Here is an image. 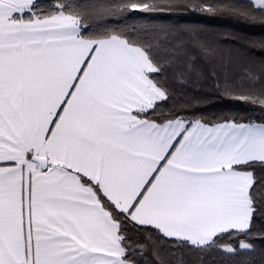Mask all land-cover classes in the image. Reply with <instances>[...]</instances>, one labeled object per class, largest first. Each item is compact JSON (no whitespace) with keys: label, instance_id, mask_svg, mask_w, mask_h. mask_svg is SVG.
I'll return each mask as SVG.
<instances>
[{"label":"snow or ice","instance_id":"6c2138e0","mask_svg":"<svg viewBox=\"0 0 264 264\" xmlns=\"http://www.w3.org/2000/svg\"><path fill=\"white\" fill-rule=\"evenodd\" d=\"M189 13L264 26V0H0V264H264V57Z\"/></svg>","mask_w":264,"mask_h":264},{"label":"trees","instance_id":"16d2710c","mask_svg":"<svg viewBox=\"0 0 264 264\" xmlns=\"http://www.w3.org/2000/svg\"><path fill=\"white\" fill-rule=\"evenodd\" d=\"M183 22L196 24L207 29L208 34L218 42L225 57L229 55L237 57L244 53L258 58L264 57V52L259 51L258 47H253L264 41V26L259 24L252 25L242 20L228 17L208 18L191 13L183 19ZM176 92V99L173 103L179 105L183 102V90L177 88ZM204 110L207 114L221 111L245 114L243 105L217 100L215 97L210 98ZM253 115H258V113Z\"/></svg>","mask_w":264,"mask_h":264}]
</instances>
